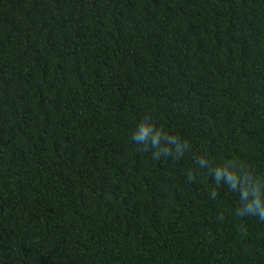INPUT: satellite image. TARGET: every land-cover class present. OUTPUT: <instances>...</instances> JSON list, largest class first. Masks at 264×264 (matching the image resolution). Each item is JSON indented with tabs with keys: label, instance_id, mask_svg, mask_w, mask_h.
<instances>
[{
	"label": "trees",
	"instance_id": "trees-1",
	"mask_svg": "<svg viewBox=\"0 0 264 264\" xmlns=\"http://www.w3.org/2000/svg\"><path fill=\"white\" fill-rule=\"evenodd\" d=\"M230 161L264 178V0H0V264H264Z\"/></svg>",
	"mask_w": 264,
	"mask_h": 264
},
{
	"label": "clouds",
	"instance_id": "clouds-1",
	"mask_svg": "<svg viewBox=\"0 0 264 264\" xmlns=\"http://www.w3.org/2000/svg\"><path fill=\"white\" fill-rule=\"evenodd\" d=\"M132 140L138 144H147L150 142L151 147L155 149L153 159L159 160L161 156L173 155V148L162 147L161 141H165L167 145L174 146L175 154L183 155L188 149L187 141L181 142L176 136L163 134L161 130H157L151 117L145 116L137 126V130L132 136ZM207 161L204 158L199 160L201 167L206 165ZM237 162L230 161L223 166H218L211 170V174L215 183L219 185L223 178L231 191L239 192L240 207L237 212L239 216H255L259 221L264 222V178L255 176L251 170L241 167L240 171H236ZM191 178V177H190ZM212 198H215L217 193L213 191Z\"/></svg>",
	"mask_w": 264,
	"mask_h": 264
}]
</instances>
